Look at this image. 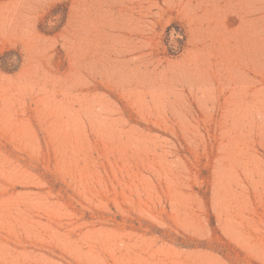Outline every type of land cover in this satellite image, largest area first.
<instances>
[{
	"label": "rangeland",
	"instance_id": "1",
	"mask_svg": "<svg viewBox=\"0 0 264 264\" xmlns=\"http://www.w3.org/2000/svg\"><path fill=\"white\" fill-rule=\"evenodd\" d=\"M0 264H264V0H0Z\"/></svg>",
	"mask_w": 264,
	"mask_h": 264
}]
</instances>
